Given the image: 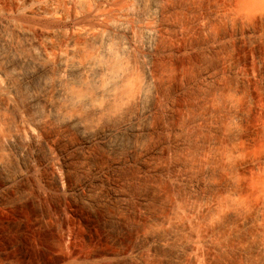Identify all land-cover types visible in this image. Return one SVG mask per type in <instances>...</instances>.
I'll return each mask as SVG.
<instances>
[{
    "label": "bare ground",
    "instance_id": "obj_1",
    "mask_svg": "<svg viewBox=\"0 0 264 264\" xmlns=\"http://www.w3.org/2000/svg\"><path fill=\"white\" fill-rule=\"evenodd\" d=\"M70 10L57 28L0 11V207L34 209L0 242L53 264H264V0Z\"/></svg>",
    "mask_w": 264,
    "mask_h": 264
},
{
    "label": "rangeland",
    "instance_id": "obj_2",
    "mask_svg": "<svg viewBox=\"0 0 264 264\" xmlns=\"http://www.w3.org/2000/svg\"><path fill=\"white\" fill-rule=\"evenodd\" d=\"M5 2V5L3 4ZM2 3V4H1ZM5 6V7H4ZM17 7H20V8H23V9H28V8H30V7H39V11H38V13H40L42 16H44V19L45 18H47L46 20H44V22H48V24L47 23H44L43 25H45V24H47L46 25V27H54V28H57L58 26H60V23H62V21H61V17H62V15H61V13H63V12H65V11H67V10H70L71 9V0H0V11H1V9H3L4 8V11L6 10H8V11H14ZM6 8V9H5ZM61 9L60 11H61V13L59 12V14H60V16H59V14H58V17H60V18H55L56 17V15H54L53 16V13H54V11L56 10V9ZM3 11V10H2ZM63 11V12H62ZM71 11V10H70ZM70 11H68V12H70ZM66 13V12H65ZM53 16V17H52ZM43 18V17H42ZM51 18V19H50ZM52 18H55V20L54 19H52ZM49 20H51L52 22H50ZM53 20H54V22H53ZM56 21V22H55ZM59 22V23H58ZM50 23V24H49ZM53 23H55V24H53ZM42 23L40 22V25H41ZM41 27H43V26H41ZM39 25H38V28H41ZM48 27V28H49ZM254 64L252 65V68L253 69H255L254 68ZM28 70H30V68H27V69H25V71H28ZM41 81L43 82V83H41ZM45 83H47V81H45V80H39L38 82H36L35 84H33V85H31V87H28V88H26L25 89V91L24 90H22V91H20V97H21V100L23 101L26 97H25V95L28 97L29 95L30 96H32V95H34V94H36V93H38L39 91H41L42 89H43V87H44V85H45ZM35 85V86H34ZM41 85V86H40ZM34 87V88H33ZM33 88V89H32ZM30 90V91H29ZM32 91V92H31ZM34 91V92H33ZM24 92H26V93H24ZM28 92V93H27ZM22 93V94H21ZM30 93H34V94H30ZM254 94V93H253ZM254 100L255 101H257V100H259L256 96L254 97ZM253 100V101H254ZM258 102V103H257ZM257 102H255L257 105L255 106L254 104L255 103H253L250 107H253L252 109H251V111H250V109H249V111L250 112H252V113H250L251 114V117H252V119H251V122L252 123H256L255 121H257L256 120V118H255V116L258 114L259 115V110L261 109L262 110V108H260L262 105L259 103V101H257ZM259 104V105H258ZM255 106V107H254ZM256 108V109H255ZM255 110V111H254ZM253 112H255V114L253 113ZM258 112V113H257ZM253 117L255 118V119H253ZM257 117V116H256ZM252 120H255L254 122L252 121ZM251 123V125H254V124H252ZM257 124V123H256ZM245 127V125L242 127L243 128V131H245V129H246V127ZM249 127V128H248ZM247 127V129L249 130L248 132H247V136H248V138H250L249 139V141H248V145H247V152L249 153H246V155H247V158L248 157H255V155H256V153L253 151L254 149L252 148V146L254 145V140H255V138H254V134H255V131H256V129L255 128H257V127H255V125L254 126H248ZM241 128V129H242ZM0 129H2V128H0ZM246 129V130H247ZM258 129V128H257ZM0 132L2 133L3 131L2 130H0ZM3 133H5V131L3 132ZM7 134V133H6ZM253 138H254V140H253ZM252 140H253V142H252ZM252 153V154H251ZM251 154V155H250ZM7 155L5 154V155H1L0 156V160L2 161V162H4V164H5V166H7L8 167V169H9V171L10 170H14L13 169V161L12 160H10V158H9V156H7ZM3 158V159H2ZM246 158V157H245ZM6 167V168H7ZM15 168V167H14ZM11 172V171H10ZM6 207H4V208H2V207H0V211L2 212V211H6L5 213L8 215V213H9V217H7V216H5V220H7V218H8V220H9V222L8 221H5V220H1L2 221V224L0 225V230H2V227H5L3 230H7V232H8V229H9V231H16V229H18L19 227H17V226H19V225H17V224H20V226L22 225V224H31V220L33 219V212H32V210H34L31 206H29V207H27V208H21V210H20V208L19 209H16L15 210V208H9L8 206H7V208L5 209ZM9 208V209H8ZM3 209V210H2ZM9 210H11L10 212H9ZM16 212H15V211ZM20 212H19V211ZM8 211V212H7ZM1 212H0V214H1ZM15 214H14V213ZM32 212V213H31ZM3 213V212H2ZM5 213H3L4 215H6ZM12 213V215H10ZM3 219H4V216L1 214L0 215ZM12 218H11V217ZM32 216V217H31ZM84 216H85V214H84ZM0 217V219H2ZM86 219H84V217H83V221L85 222V224L86 223H91L92 221H94L93 220V218L91 217V216H88L87 214H86ZM11 219V221H10V219ZM20 218H23V219H20ZM30 218H31V220H30ZM28 219V220H27ZM22 220V221H21ZM30 220V221H29ZM0 221V222H1ZM3 221H5V223L3 222ZM13 221V222H12ZM28 221V223H26V222ZM87 221V222H86ZM89 221V222H88ZM6 222H8V223H6ZM23 222V223H22ZM5 224V225H4ZM9 224L10 225V227H9V225H8V228H7V225ZM14 225L15 224V226H16V228H15V226H12L11 227V225ZM4 225V226H3ZM13 228V229H12ZM8 234V233H7ZM9 235V234H8ZM101 235V234H100ZM126 238H125V240H122V241H125V244H126V241L128 240L127 238H128V236H125ZM5 238H6V236H5ZM8 238H10V235L7 237V239H4L2 242H0V257L2 256V260H1V258H0V261H4V263L6 262L7 264H8V261H9V264H53V263H55L60 257H59V255H56L53 251H52V249L50 248V246L49 245H46V244H44V243H36V244H38L37 246H36V248H34L35 249V251H34V249H33V247H30L29 245L28 246H20L17 242H10L11 241V238L10 239H8ZM13 239V238H12ZM10 240V241H9ZM7 242V243H6ZM3 243V244H2ZM12 245H11V244ZM15 243V244H14ZM17 244V245H16ZM128 244V243H127ZM20 246V247H19ZM33 246V245H32ZM28 247V248H27ZM48 247V248H47ZM20 248V249H19ZM25 250H24V249ZM31 248H32V250H31ZM38 248V249H37ZM32 251V252H31ZM43 251V252H42ZM45 251V252H44ZM52 251V252H51ZM83 252V251H82ZM28 253V254H27ZM54 253V254H53ZM21 254V255H20ZM28 255V257L26 256H24V258L25 259H23V257H22V255ZM144 254V253H143ZM144 256V257H143ZM147 256V254H144V255H142V259H143V261H142V263L143 262H145V263H143V264H155L156 263V259L154 260H150V258H148V256ZM5 260H4V259ZM10 258V259H9ZM7 259V260H6ZM9 259V260H8ZM145 259V260H144ZM12 260V261H11ZM2 263V262H1ZM3 264V263H2ZM158 264V263H157Z\"/></svg>",
    "mask_w": 264,
    "mask_h": 264
}]
</instances>
